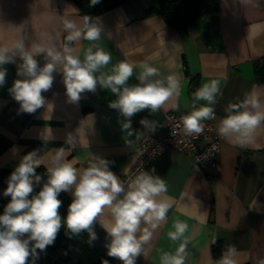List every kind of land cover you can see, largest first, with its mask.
Instances as JSON below:
<instances>
[{
  "label": "crops",
  "instance_id": "obj_1",
  "mask_svg": "<svg viewBox=\"0 0 264 264\" xmlns=\"http://www.w3.org/2000/svg\"><path fill=\"white\" fill-rule=\"evenodd\" d=\"M157 0H125L93 17L103 29L101 39H81L74 47L83 59L90 44H97L112 54L111 63L102 71L127 60L135 65L129 84L137 83L141 63L157 67L160 79L174 75L181 83L155 114L142 111L133 117V128L144 129L139 121L147 116L157 123L156 133H165L167 110L190 113L193 94L212 80L220 83V95L213 105L215 129L226 115L230 104L246 97L256 99L264 111V0H220L218 11L194 20L187 30L165 22L156 10ZM85 16L71 0H0V47L13 48L26 39L35 54V46H47L52 35L62 48L67 33L61 17L82 27ZM95 50V48L93 49ZM41 66L43 56L37 57ZM17 64H7V83L0 88V168L14 170L23 155L39 149L41 166L47 167L55 150L63 147L64 158L83 169L93 155L112 161L111 170L121 178L134 164L133 147L125 145L117 111L108 107L116 97L110 90L97 88L95 93L81 94L79 102H67L63 77L54 73V84L44 93L48 103L34 114H18L19 104L8 88L17 79ZM197 101L196 106L205 104ZM176 105V107H173ZM68 134H72L67 137ZM52 137L55 139L53 140ZM219 167L207 172L195 164L190 154L171 147L158 154L144 171L155 174L167 184V197L172 207L167 219L153 231L144 245L139 264H161L164 252L174 253L181 241L173 242L168 233L176 220L188 224L189 240L185 264H218L221 257L235 246L236 264H264V124L257 128L254 141L245 146L230 142L219 134ZM42 138V139H41ZM71 199L72 196L66 193ZM107 223L109 216H103ZM100 225V224H99ZM219 246L221 255L214 256Z\"/></svg>",
  "mask_w": 264,
  "mask_h": 264
},
{
  "label": "clouds",
  "instance_id": "obj_2",
  "mask_svg": "<svg viewBox=\"0 0 264 264\" xmlns=\"http://www.w3.org/2000/svg\"><path fill=\"white\" fill-rule=\"evenodd\" d=\"M100 2L90 0L89 6L94 7ZM81 19L82 27L61 17L67 33L62 48L57 46L52 35L48 36L47 46H35V54L26 46L25 38L11 49L0 47V88L7 83L8 69L5 65L17 64L18 58V78L8 88L9 95L19 104L18 114H34L44 109L48 103L44 93L52 89L54 73L57 72L62 74L68 103L79 102L82 93H95L98 87L110 90L116 98L109 101L108 107L122 117L118 123L124 133L123 139L125 145L132 148V137L139 139V132L133 128V117L145 110L149 115L155 114L173 95H178L181 83L174 75L160 79L157 67L141 63L136 75L137 83L129 84L135 65L122 60L113 65L110 72L102 71L111 63L112 54L94 43L84 50L82 59L74 44L81 39L99 41L103 29L92 16L85 15ZM38 56L44 58L42 66ZM218 95L220 83L217 80L203 83L197 89L193 94L192 111L181 117L185 135L202 134L203 122L215 119L213 105ZM197 101L206 103L197 107ZM259 108V102L250 97L230 104L220 121L218 134L240 146L252 143L257 128L264 124V111H259ZM139 123L149 132L157 129V123L147 116ZM71 135L68 134L66 139ZM64 152L63 147L55 150L46 167L47 181L42 186L44 177L37 172L42 164L39 149L23 155L10 173L2 193L3 197L10 199L0 214V264H36L41 253L46 254L47 249L54 246L62 228L68 239L78 238L86 232V243L94 246L99 239L95 231L97 223L109 240L105 245L107 256L118 259L122 264H136L137 258L144 255V245L151 240L153 231L167 219L172 207L166 195V182L155 174V169L142 170L134 178L122 182L111 170L112 161L93 155L87 166L80 169L65 160ZM37 186H40L38 192ZM61 193L72 196L64 216L60 213L63 207L59 198ZM105 210L109 216L107 223L103 219ZM188 227L184 221L174 222V230L168 233V237L173 242H181L174 253H162L161 264H185ZM236 255L235 246H230L218 264H236ZM101 264H109V260L102 259Z\"/></svg>",
  "mask_w": 264,
  "mask_h": 264
},
{
  "label": "trees",
  "instance_id": "obj_3",
  "mask_svg": "<svg viewBox=\"0 0 264 264\" xmlns=\"http://www.w3.org/2000/svg\"><path fill=\"white\" fill-rule=\"evenodd\" d=\"M125 0H101L94 7H90V0H71L81 13L94 17L99 12L114 7ZM220 0H157L155 7L146 10L150 13L156 10L161 14L165 22L179 30H187L194 20L201 15L218 11ZM260 78H264L261 69H257ZM13 170L0 168V214L3 213V207L10 198L3 197V190L7 187V179ZM37 172L44 177L41 185L47 181L46 167L41 166ZM40 186L36 187L39 191ZM63 201V207L60 209L62 216L66 215L67 207L71 198L66 193H61L59 197ZM99 239L95 241L94 246H89L86 241L88 234L81 233L78 238L68 239L65 236V229L62 228L58 234L54 246L47 249L46 254L41 253L36 264H101L102 259L109 260V264H122L121 261L107 256L105 245L109 242L104 229L97 223L95 225ZM214 256L218 258L221 255L219 246H215ZM136 264H139L136 262ZM248 264V263H246Z\"/></svg>",
  "mask_w": 264,
  "mask_h": 264
},
{
  "label": "built area",
  "instance_id": "obj_4",
  "mask_svg": "<svg viewBox=\"0 0 264 264\" xmlns=\"http://www.w3.org/2000/svg\"><path fill=\"white\" fill-rule=\"evenodd\" d=\"M187 114L189 113L167 110L164 113L165 133H143L133 147L135 162L120 178L122 182L134 178L140 171L145 170L153 159L167 147L190 154L195 164L207 172L219 167L217 156L220 150V139L215 129V119L203 122L202 134L188 136L182 132L181 122V117Z\"/></svg>",
  "mask_w": 264,
  "mask_h": 264
},
{
  "label": "water",
  "instance_id": "obj_5",
  "mask_svg": "<svg viewBox=\"0 0 264 264\" xmlns=\"http://www.w3.org/2000/svg\"><path fill=\"white\" fill-rule=\"evenodd\" d=\"M6 141L0 138V146H5Z\"/></svg>",
  "mask_w": 264,
  "mask_h": 264
}]
</instances>
